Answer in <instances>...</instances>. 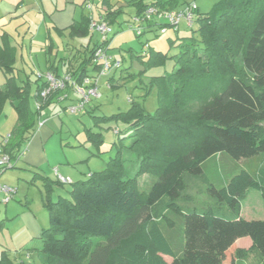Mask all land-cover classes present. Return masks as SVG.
I'll return each mask as SVG.
<instances>
[{"label": "trees", "instance_id": "obj_1", "mask_svg": "<svg viewBox=\"0 0 264 264\" xmlns=\"http://www.w3.org/2000/svg\"><path fill=\"white\" fill-rule=\"evenodd\" d=\"M189 1L128 0L127 5L139 14L148 6L172 10ZM100 3L106 7L102 17L110 24L124 12L109 0ZM195 16L198 27L177 38V53L153 51L150 45L145 55L128 49L146 67L168 58L174 61L171 73L149 81L150 87L157 88L158 105L153 114L130 99L132 107L124 112L110 117L91 115L103 122L118 118L132 129L126 157L118 151L102 170L72 181L69 195L55 200L49 196L50 188L61 183L35 173L44 188L48 225L37 237L39 244L28 246L19 255L29 258L34 251L40 264H236L239 249L235 240L247 236L264 259V218L240 215L248 188L259 190L264 200V0H219L207 12L198 8ZM89 21L82 14L69 26L70 34L87 36ZM162 22L147 24L146 30L152 27L156 31ZM97 45L98 41L71 72L76 83L93 75L88 65L94 74L99 70V64L91 62ZM13 63L14 52L4 38L0 45V68L5 73L0 84V114L6 102L16 113L3 146L14 163L32 137L40 111L30 106V81L16 82ZM48 70L59 76L52 66ZM44 86L43 81L37 84L34 98ZM58 93L52 92L40 110ZM93 142L102 144L101 139ZM216 154L235 164L255 159L252 171L238 166L223 184L210 183L206 188L234 217L219 216L209 207L182 211L176 199L184 175H201L203 162ZM128 161L135 163L132 174L126 168ZM144 173L156 177L147 191L137 185ZM161 205L166 211H159ZM0 264L14 263L3 251ZM18 264L25 263L21 259Z\"/></svg>", "mask_w": 264, "mask_h": 264}, {"label": "rangeland", "instance_id": "obj_2", "mask_svg": "<svg viewBox=\"0 0 264 264\" xmlns=\"http://www.w3.org/2000/svg\"><path fill=\"white\" fill-rule=\"evenodd\" d=\"M195 1L200 12H207L219 0ZM90 2L93 7L91 9L96 11L97 7L100 5V0H90ZM130 7L131 6H126V9ZM91 9L85 8L84 13H89ZM120 19L122 25L117 33L113 34L116 30V26H112L113 32L111 33L112 39L109 43V53L122 60L123 64L121 67L123 66L122 68L130 70L129 74L124 73L123 70L122 75L119 77L118 74L120 68L114 70L115 78L118 80L113 85L109 83V86L106 83V77L114 71H110L108 75H99L98 90L100 92V96L91 97V99L85 103L84 112L78 111L76 113H70L65 109L62 110L58 108L55 113L58 114L59 112L60 114V120L63 122L62 128L58 125H53L51 120L47 123V125L51 128L52 133L46 140H44L45 143L42 142V144L45 146V151L50 163H44L40 170L34 168L33 170L44 174L45 176L48 175L52 180H55L56 178L54 174L49 173V171L52 166L58 165V162L66 163L68 160L71 165H77L76 173L79 170L81 172L79 178L84 179L86 177L82 173L89 170L87 167L88 160H83L86 159L87 156H90V160L96 159L91 162V165L93 166L91 168H93L92 170L98 171L103 167L99 168L96 165L100 162L103 163L104 161H107L109 157H114L118 151H121L125 157L128 155L129 152H127L125 147H127L132 140V129L128 128L127 124L118 118L113 121L103 122L101 120H94L91 115L110 117L128 110L132 107V101L128 100L127 96L136 102L142 103L145 113L153 114L158 105L157 88L154 84L150 87L149 81L153 76L171 73L174 61L172 58H168L163 63L146 67L138 58L133 57L135 62L133 66H129L130 53L128 49L131 48L134 52L138 53L142 48V42L147 40L153 51L167 52L169 55H172L177 53L179 50L177 38L189 35L192 30H196L198 27V21L194 18V22L191 27L181 21L177 31L169 28L167 32L163 34L156 31H145L141 36H136L133 30L128 27L129 15L127 16L126 14H123L120 16ZM74 39L85 42L88 40V36L75 37ZM95 40H99L97 32H93L92 34V41ZM171 40H173L172 43H170ZM63 42L64 44H62L59 51L60 55L66 45L65 39ZM79 61H76L73 58L70 59L67 69L63 73L66 74L74 71ZM27 64L28 68H32L31 64ZM15 66V73L21 74L20 61H16ZM4 78L5 73L0 68V82H2ZM148 87H150V90L145 95ZM57 103L59 104V102ZM93 104L96 105L95 111L90 110V107H92ZM15 120V110L9 102H6L0 114V138L8 136L15 124ZM114 130H119L120 132L117 133ZM96 139L99 141L101 139L103 144L105 142L103 149L106 151L101 152L102 150H100V153H97L99 146L93 142ZM80 155L83 156L80 157V160L83 161H79L78 157ZM20 162L17 163V161H15L14 167L7 168L5 171L1 172L0 182L6 184L11 182L12 184H10V186H17L15 192L17 200L19 199L23 201V195L25 193H27L29 197L33 196V202L35 204L37 203V205L41 208L43 216H45L46 225H48L47 212L43 207L39 193L41 191L42 194H44V188L41 185L36 184V181H39V176L32 170L19 165ZM254 164V158L241 159L236 164L232 163L229 158L227 159L223 155L216 154L207 158L202 164L203 172L201 175H184V186L179 197L176 199L178 208L183 211L190 209L201 210L209 207L219 216L225 218L234 217V213L230 210V208L225 203L219 202L215 198L211 197L207 193L206 188L210 183L216 186L223 184L224 181L227 180L233 172H235L238 166L252 171ZM126 168L128 169V173L132 174L135 169V163L128 161ZM22 175L26 177H33L35 175V177L31 179V182L29 180L25 181ZM155 179L156 177L150 174H142L137 180L138 188L142 191H147ZM70 186V184L54 183L51 187L52 193L54 192L53 194L51 193L52 200H55L57 195L68 196ZM27 190H29V192H27ZM1 200L0 212H3L4 205ZM163 204H165V202H163ZM162 205L159 206L160 212L166 211V207ZM240 215L247 219L264 218V200L259 190L255 188H248L246 190V194L241 200ZM3 226L4 221L0 224V256L4 251L9 260H11L14 264H18V261L21 259L25 264H40L34 251H32L31 257L29 258L23 254L19 255L20 251H24L23 249H26L28 246H37L39 244V240L32 237H28L26 239V234L22 230L21 232L19 231L14 233L12 232V229H4ZM100 238L101 237H96V239ZM251 245L252 242L250 244L241 243L238 247L239 252L236 264H264V259L253 249V247H251ZM164 258L168 261L171 260L168 256H164Z\"/></svg>", "mask_w": 264, "mask_h": 264}, {"label": "crops", "instance_id": "obj_3", "mask_svg": "<svg viewBox=\"0 0 264 264\" xmlns=\"http://www.w3.org/2000/svg\"><path fill=\"white\" fill-rule=\"evenodd\" d=\"M85 1L87 0H0V45L5 38L6 42L12 47V50L14 52L13 74L16 82L20 84L24 80L30 81V106L33 110H35L34 94L36 91V87L39 82H42V80L36 82L35 71H45L48 70L50 66H52V70L60 75L64 71H66L68 62L72 58L76 61L80 60L75 67V69H77L86 59L87 51L94 46L95 42H97V40L92 41L93 33L89 32V34L87 35L88 40L85 42H81L80 40L74 39L78 36H72L69 32V26L74 21L79 20L82 14L91 16L94 19L103 18L102 16H104L106 9L105 6L101 5L100 3L96 11H93L91 9L89 13L85 14ZM109 3L113 7H121L124 10L121 15H129V19L131 15L134 14L135 9L133 6L126 9V6H130L127 5V0H109ZM121 15H119L116 18L115 22L111 24L112 26H116V30L114 32H118L119 28L122 25L120 19ZM155 21L160 22L163 21V19L160 16H155L153 22ZM146 31H153L152 27H150ZM64 39L66 45L64 46L62 50L63 52L60 55L59 51L62 44H64ZM16 61H20V71L22 72L21 74L15 73ZM134 62L135 59L130 55L129 66H133ZM27 63L31 64L32 68H28ZM122 67H120V71L118 74L119 77L122 75L123 70L124 73L127 74H129L130 71L127 68ZM87 68L90 70L89 74L95 73L94 71H91V65H88ZM117 80L118 79L115 78V71L106 77V83L108 86L110 85L109 83H111L112 85L115 84ZM4 81L5 78L2 82H0V84ZM67 93L68 97L64 101L59 102L58 104L56 98L51 99L50 102L40 110L38 119L43 121V123L41 126H37L36 122L32 137L25 144L22 153L20 154L18 160H16L17 163L21 161L19 165L32 170L34 173H36L37 171H34L33 168L40 170L41 167H43L44 163H50L45 151V146L44 144H42V142L45 143L44 140H46L52 133V130L49 125H47V123L51 120L53 125H58L60 128H62L63 122L62 120H60V114L59 112L58 114H56L55 112L58 110V108L62 110L66 109L65 107L67 105L74 103L78 99V96L72 91L71 88L67 91ZM95 107L96 105L93 104V106L90 107V110L95 111ZM6 139L7 137L0 138V140L4 141V144L6 143ZM104 144L102 143L101 145H99L97 153H100V150H102L101 152L106 151L103 149ZM80 157L83 156L80 155L78 157L79 161L88 160L87 167L89 168V170L85 173H82L85 177H88L90 173L96 171L92 170L93 168H91L93 167L91 165V162L96 159L90 160V156H87L86 159L80 160ZM110 158L111 157H109L108 160ZM105 163L106 161H104L103 163L100 162L96 166H98L99 168H104ZM54 167H57L58 172L65 176H69L73 181L80 179L79 177L81 175V172L78 170V172L76 173L77 165H71L68 160L66 163L58 162V165L52 166L49 173L53 174ZM103 168H101V170ZM22 177L25 181H28L32 176L26 177L22 175ZM47 177L49 176L47 175ZM10 184L12 183L8 182L7 185ZM36 184L42 186L40 179L39 181H36ZM15 188H17V186H15ZM27 192H29V190H27ZM39 193L41 196L40 199L43 204V194L41 191ZM51 193L52 191L49 192L50 198L54 192L52 194ZM0 195L1 200V198L3 197L2 192H0ZM58 196L61 195H57V197ZM3 205L4 210L3 212H0V224L2 223V221H4V229L10 228V230L12 229V232L14 233H17L19 231L21 232L22 230L26 234V239L28 237L37 239L41 229L47 226L45 222V216H43L41 208L37 205V203L35 204L33 202V196L29 197L27 193L23 195V201L19 199L17 200V195L14 194L13 198L7 203H3ZM241 243L250 244L251 239L247 236H244L239 237L235 240V245L237 247H239Z\"/></svg>", "mask_w": 264, "mask_h": 264}, {"label": "built area", "instance_id": "obj_4", "mask_svg": "<svg viewBox=\"0 0 264 264\" xmlns=\"http://www.w3.org/2000/svg\"><path fill=\"white\" fill-rule=\"evenodd\" d=\"M84 7L91 9V2L89 0L85 1ZM197 10L198 5L195 0H190L183 7L172 10H159L154 6H148L143 12L133 14L130 17L128 27L133 30L136 36H141L147 28L146 25L152 23L155 16H160L163 22L158 26L156 32L163 34L166 33L169 28L177 31L181 21L185 22L189 27L192 26ZM89 17V32H97L99 36V45L95 47L92 53L91 62L92 64H99V70L96 74L85 76L81 83H76L69 72L55 76L49 70H36V78L42 80L45 86L39 92L38 98L34 99L35 110L40 111L41 103L54 91H59L56 96L57 102H62L68 97L67 89L71 88L78 96V99L74 103L67 105L65 110L70 113H76L78 111L84 112L85 103L88 102L91 97H98L100 95L98 90V76L108 75L110 71H114L121 67L122 60L115 58L109 53V43L112 39L111 33L113 32L112 25L104 18L94 19L91 16ZM141 47L139 53L145 55L149 49L148 41L142 42ZM127 99L130 100V97ZM42 123L43 121L38 119L37 126H41ZM114 131L117 132V130ZM3 146L4 141L0 140V173L14 164L4 151ZM53 174L56 180L61 184H70L73 181L69 176H65L58 172L57 167L53 168ZM0 192L3 194L2 202L7 203L13 198L16 188L0 182Z\"/></svg>", "mask_w": 264, "mask_h": 264}]
</instances>
